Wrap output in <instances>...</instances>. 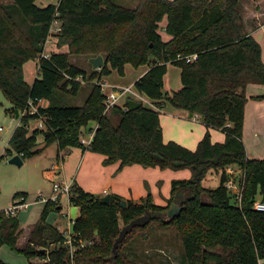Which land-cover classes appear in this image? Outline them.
Here are the masks:
<instances>
[{"label":"trees","instance_id":"obj_1","mask_svg":"<svg viewBox=\"0 0 264 264\" xmlns=\"http://www.w3.org/2000/svg\"><path fill=\"white\" fill-rule=\"evenodd\" d=\"M37 1L0 3V90L13 104L11 112H21L30 98L46 99L49 106L42 110L50 118L48 132L43 133L46 146L56 143L60 150L82 147L102 154L104 166L120 162L118 171L138 164L162 170L189 169L192 175L172 181L166 206L153 202L147 186L148 195L138 202L128 200L126 209L116 204L123 200L119 195H113L112 201L105 204L99 196L73 183L69 202L80 211L73 225V238L86 242L75 252L73 262L64 246V233L47 223L51 211L58 209L51 200L46 202L23 248L17 245L23 232L20 218L1 211L0 247L6 245L29 260H46L38 264L99 263L113 255L121 231L120 217L129 224L150 211L153 220L135 230L153 224L175 230L182 241L183 261L188 264H260L264 260V212L256 211L254 203L264 202V159L248 157L243 133L246 88L251 83L264 85L262 48L250 35L264 25V8H258L264 0H249L256 11L249 21L242 11L243 0H139L133 7L117 0H55L46 7H40ZM165 20L169 41H164L159 32L158 24ZM55 22L60 28L55 34L59 37L58 47L68 45L71 51L53 52L45 58L44 45ZM72 53L89 59L101 55L105 64L100 72L94 70L88 76L70 62ZM195 53L199 58L194 63L174 60L178 54ZM32 59L39 60V71L30 85L23 67ZM129 62L150 66L135 83L140 93L201 116L208 128L225 133V141L214 143L207 132L192 151L164 141L157 110L143 105L133 111L115 106L105 113L106 96L98 84L109 73V65L122 71ZM168 64L182 69V88L164 97ZM83 82L91 87L84 104L60 105L57 94L78 96ZM252 99L264 100V94ZM30 118L34 116L22 118V125L9 141L11 150L20 157L24 154L21 158L35 148L37 136L42 133L35 131L28 136L25 126ZM90 122L98 127L91 144L85 146L81 136ZM231 166H237L241 173L229 174ZM211 171L222 172L221 182L215 189H206L203 182ZM229 180L241 190L240 200L228 189ZM205 195L207 203L202 201ZM25 197L16 194L14 200L21 199L22 205ZM49 245L54 249L39 252ZM123 259L118 253L111 261L125 264ZM0 264L7 263L0 260Z\"/></svg>","mask_w":264,"mask_h":264},{"label":"rangeland","instance_id":"obj_2","mask_svg":"<svg viewBox=\"0 0 264 264\" xmlns=\"http://www.w3.org/2000/svg\"><path fill=\"white\" fill-rule=\"evenodd\" d=\"M11 1L12 0H0V3H9ZM117 2L133 7L138 4L139 0H117ZM258 8H264V4L260 3ZM244 15L247 21L253 20L252 13L248 12V10L246 11V9H244ZM158 26L163 39H168L170 36H165L166 34L164 30L166 20L160 22ZM52 33L53 36L50 38L48 37V40L44 45L45 53L50 55L53 52H70L71 50L68 45L62 46L61 48L58 47L59 37L55 36L58 32L56 33L54 31ZM37 60L32 59L24 65L23 72L26 80H31L37 75ZM89 60V56L75 55L73 53L70 57V62L85 70L88 76L94 71ZM149 67L148 64L136 66L129 62L123 66L121 71L118 68H113L109 65V73L101 78L100 82L95 81V83L103 82L105 85L101 90L104 89L106 94L130 88L133 90V93H129L127 96L132 97L137 91L135 86L136 81L149 69ZM101 69L98 71L100 72ZM181 70L182 69L179 66L168 64L166 74L167 81H170V83L166 82V85L171 95L173 92H177L182 86ZM82 85V92L78 96L74 97L61 92L58 93L57 101H59L60 105L82 106L91 92V87L88 83L83 82ZM98 86H100V84H98ZM126 101L127 97L125 96L119 103L123 104ZM144 102L145 106L147 100H144ZM165 104L167 108L173 107L168 101H165ZM12 109L13 104L4 95L3 91L0 90V128H2V130H0V212H6L7 210L5 209H12V206L14 205L13 198L15 195L25 193L27 204L25 203L15 206L17 208L14 210V214H12L13 216H18L21 220L23 232L17 245L19 248H23L27 245L30 232L39 221L48 200H51L56 205L62 207V210H59L58 208L51 211L47 219L49 225L60 228L59 231H62L66 236V229L69 228V223L71 220L75 222L79 213V208L70 204L68 193H65L63 190H60L59 193L55 192V185L58 184L62 188L65 185L72 186L74 181L73 172L79 163V150L82 151V147H69L59 150L56 143L45 146L44 143L42 145H37L36 142L35 148L31 149L26 158H22L24 164L21 167L9 163L10 159L19 155L11 150L9 141L15 130L22 125L23 118L20 112L21 117L16 119V114L11 112ZM107 113H109V111H107ZM114 121L117 122V119ZM36 123V120L31 118L27 121V124H29L32 129H35ZM83 130H85V128ZM42 137L43 136L39 139L41 140ZM36 151L38 152L34 153ZM67 159H69V161H67ZM68 166H70L71 169L73 168L71 174L68 171ZM55 171H57V173L59 172V174L52 175ZM234 172V174L241 173L238 168H236ZM60 173L62 174L60 175ZM221 178L222 172L211 171L205 178L203 186L206 189L217 187L220 185ZM54 194L56 196L52 199ZM207 200V195L203 196L202 201L207 203L209 201ZM127 224L128 223L120 217L121 229ZM95 235L97 237L98 233H95ZM97 241V243H99V238ZM85 244L86 242L82 239L73 240L72 249L76 252L79 247L82 248ZM54 247V245H49L48 248L41 249H46V251L49 252L53 250ZM118 253L123 254L125 264H188L183 261L184 254L182 241L177 232L172 229H160L155 224L146 229L135 230L123 244L122 250L117 251L116 255ZM34 259L40 263H45L46 261L40 257ZM113 259L114 257L112 255L105 257L102 262L93 264H113L111 261ZM0 260L7 264H31L32 262V260H29L24 254L17 253L6 245L0 247ZM83 264L90 263L84 262Z\"/></svg>","mask_w":264,"mask_h":264},{"label":"crops","instance_id":"obj_3","mask_svg":"<svg viewBox=\"0 0 264 264\" xmlns=\"http://www.w3.org/2000/svg\"><path fill=\"white\" fill-rule=\"evenodd\" d=\"M251 1L256 2V0H251ZM251 1L243 0L242 11L244 12V9H246V11L248 10V12L253 11L252 14L254 15L256 11L253 10L254 4L251 3ZM257 1L258 3H260L263 0H257ZM55 3H56L55 0L37 1V4L40 7H46L49 4H55ZM165 34H166L165 36L167 37L169 36L166 33V31ZM250 35L260 44L262 48V60L264 62L263 29L260 27L252 31ZM170 39L171 37H168V39L166 40L164 39V40L169 41ZM38 61L39 60H37V66H36L37 75L34 76V78H32L31 80L25 79L26 82L30 85L34 83L35 79L38 76V71H39ZM147 71H145V73ZM144 74H142L141 77H143ZM141 77H139V79ZM166 82L170 83V81L169 82L167 81V74L164 77V88L166 93H169ZM121 91H123V89L119 90L118 92ZM263 94H264V85L262 84L251 83L246 88V95L248 97V101L245 105L243 142L246 148L247 155L250 159H264V100L257 101L252 99L253 97L260 96ZM127 95L128 94L123 96V97L125 96L127 97V101L123 104L119 103L118 106L128 108L127 102L128 100H130V98L131 100H135L138 102L142 101V99H145L147 100V104L144 107L157 110L160 112V124L162 126L163 138L166 143L176 142L188 148L189 150L195 151L198 147V144L204 138L207 132L210 133L212 137V141L214 143H223L226 139L225 133L222 130L216 128H208L203 122L202 117L197 114L195 115L192 114L191 116V113H189L188 111L178 109L174 106L172 108H167L165 102L154 101L145 94L140 93L138 90L136 91V93L133 94L134 96L132 97H128ZM123 97H121L120 100ZM48 106H49V101H48ZM18 112L20 118V111ZM97 127L98 125L96 122H90L87 128L83 130L85 137L89 138V135L94 136ZM34 132L35 130H32V132L29 131L28 136H31ZM44 132L47 133L48 131H44ZM44 132L40 133L37 136V145H42L43 143L45 144V134H43ZM41 136L43 137L40 140L39 138ZM79 151H80V160L75 168V171L73 172L74 173L73 183L76 182L86 192L94 194L99 197L110 193L112 195H119L120 197H122L127 201L131 200L134 202H138L140 199L148 195L147 186H149L150 191L152 193L153 202L157 205L165 206L166 200L170 198L172 181L189 179L192 175L189 169H183L178 171H174L170 169L162 170L159 167L144 168L143 166L138 164L127 166L123 170L118 171L120 168V162H117L109 166H104L102 162L105 157L102 154L94 153L91 151H84L83 148L82 151L81 150ZM67 161H69V159H67ZM236 168L238 167L231 166L230 168L227 169V172L229 173V170H232L234 173V170H236ZM72 170L73 168L71 169L70 166H68V171L70 174L72 173ZM54 174H59V172L57 173V171H55L54 173H52V175ZM61 174L62 173H60V175ZM217 187H213L211 189H215ZM22 194L25 195V193ZM55 196L56 195L54 194L52 196V199ZM20 203H21V199L14 200L13 202L14 205L12 206V208L15 206H19ZM25 203L27 204V200ZM58 208L59 210H62L61 206H58ZM78 217H79V213L77 218ZM71 221L74 222L73 220ZM31 263L38 264L40 262H37L36 259H33Z\"/></svg>","mask_w":264,"mask_h":264},{"label":"built area","instance_id":"obj_4","mask_svg":"<svg viewBox=\"0 0 264 264\" xmlns=\"http://www.w3.org/2000/svg\"><path fill=\"white\" fill-rule=\"evenodd\" d=\"M261 28L263 29V34H264V25H262ZM54 31L56 33L60 31V28H59L57 22L54 23V26L51 29V34H50L49 38L53 36L52 32H54ZM43 56L45 58L49 57V55H47L45 52H44ZM198 58H199V56L196 53L191 54V55L178 54L174 60L177 62L194 63L198 60ZM99 84H100L101 88H103L105 85L103 82L99 83ZM102 92L106 96L105 97V107H106L105 113H107V111H110L112 108L119 105V101H120L121 97H123L124 95L129 94V93L132 94L133 90H131L130 88H126V89H123V91H121V92L115 91V92H111L109 94H106L105 90L102 89ZM144 100L145 99H142V101H139L140 103H142L143 106L145 104ZM47 107H48V101L46 99H32V98H30L27 101L25 107L21 111V115L23 117L34 116L33 119L36 120V122H37L35 129H32L31 126L29 124H27L25 127L28 131L35 130V131H39V132H44V131L48 130L50 118L42 112V110L46 109ZM21 115H20V117H21ZM0 130H2V128H0ZM93 137H94L93 135H89V138H86L85 134L83 133L81 136V143L85 146H89L93 140ZM21 157H24V154H21ZM232 173H233V171L229 170V174H232ZM227 187L231 191L233 190V192L238 195L239 200L241 199V190L239 189L238 185L236 183H234L233 180H229L227 182ZM70 188H71L70 185H65L62 188L58 184H56L55 185V192L59 193L60 190H63L65 193L69 194ZM16 208L17 207H14L10 210H7L6 214L13 216L12 214H14V210ZM254 209L256 211H259V212H264V202L261 200H257L254 203ZM73 225H74V222L71 221V223H69V228L66 229L67 235L65 236L66 241L64 243V246L68 247V249H69V257H70L72 262L74 260V254H75V252L72 249L73 240H74L73 237L76 236V234L73 231ZM260 264H264V260L260 261Z\"/></svg>","mask_w":264,"mask_h":264},{"label":"water","instance_id":"obj_5","mask_svg":"<svg viewBox=\"0 0 264 264\" xmlns=\"http://www.w3.org/2000/svg\"><path fill=\"white\" fill-rule=\"evenodd\" d=\"M89 62L92 64L94 70L101 69L104 66V64H105L104 57L101 56V55H99V56H97L95 58H91L89 60ZM165 96H166V91H164V97ZM127 106H128L129 110L133 111V110H136V109L142 107V103L130 99L127 102ZM191 116H192V114H191ZM16 118L19 119V112H17ZM9 163L15 164V165H17L19 167H21L24 164V162H23L22 158L20 157V155L14 156L12 159H10ZM112 199H113V195L110 194V193L99 197V200L102 203H105V204L110 203L112 201ZM116 204L118 206H120L122 209H126L128 201L123 199L121 201H117ZM152 220H153L152 213L150 211H147L145 215L132 220L129 224L124 226L121 229V231L119 233V236L116 238L115 243L113 245V257L115 258V255H116V253L118 251V248H119L120 244L125 241V239L127 238V236L129 234H131L136 228H144V227H146ZM96 233H98V231ZM39 252L45 253L46 250L45 249H41V250H39Z\"/></svg>","mask_w":264,"mask_h":264}]
</instances>
